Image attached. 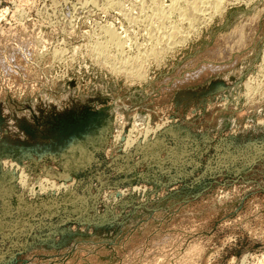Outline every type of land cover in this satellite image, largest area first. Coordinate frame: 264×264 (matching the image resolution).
I'll use <instances>...</instances> for the list:
<instances>
[{
  "label": "rangeland",
  "instance_id": "1",
  "mask_svg": "<svg viewBox=\"0 0 264 264\" xmlns=\"http://www.w3.org/2000/svg\"><path fill=\"white\" fill-rule=\"evenodd\" d=\"M172 1L0 0V264H264V0Z\"/></svg>",
  "mask_w": 264,
  "mask_h": 264
},
{
  "label": "bare ground",
  "instance_id": "2",
  "mask_svg": "<svg viewBox=\"0 0 264 264\" xmlns=\"http://www.w3.org/2000/svg\"><path fill=\"white\" fill-rule=\"evenodd\" d=\"M91 1H92V0H91ZM112 1H113V0H112ZM115 1H116V0H115ZM151 1H152V0H151ZM157 1H158V0H157ZM167 1H168V0H167ZM171 1H172V0H171ZM173 1H175V0H173ZM173 1H172V3H173ZM178 1H179V0H178ZM200 1H201V3H204V2H202V1H204V0H200ZM205 1H206V3H207V0H205ZM208 1H209V0H208ZM184 2H185V1H184ZM187 2L189 3V5H190L191 8H190L189 11L186 10L187 12H185V10H184V12H185L186 14L189 13V12H191V13H192V12H195L193 9H195V8L197 7V6H196V5H197V4H196L197 0H188ZM220 2H221V0H215V1L213 2L214 4L211 3V1L209 2L210 4H213V5H212L213 7H211V6H210V7H211V9H213L212 12L214 11L215 14H216V11H218V10L221 9L220 7H223V6L221 5ZM151 3H152V2H151ZM169 3H170V2H169ZM169 3H168V5H169ZM172 3H170V4H172ZM188 3L185 2V4H187V5H188ZM206 3H204V5H205ZM173 4H174V3H173ZM199 4H200V2H199ZM210 4H209V5H210ZM82 5H83V4H82ZM162 5H163V4H162ZM162 5H161V6H162ZM168 5H167V6H168ZM187 5H185V6H187ZM209 5H206V6H205L206 9L209 7ZM161 6H160V7H161ZM176 6H177V3H176ZM201 6L203 7L202 4H201ZM219 6H220V7H219ZM169 7H170V6H169ZM165 8H168V7H165ZM174 8H175V7H174ZM187 8H188V7H186V9H187ZM159 9H160V8H159ZM159 9H157V11H158ZM162 9H163V8L161 7V11H163V13H164L165 10H164V9L162 10ZM170 9H171V8H170ZM170 9H168V10L170 11ZM178 9H179V8H178ZM182 9H185L184 6L181 8V11H182ZM198 9H200V7H198ZM198 9H197V10H198ZM202 9H203V8H201L200 10H202ZM206 9H205V10H206ZM195 10H196V9H195ZM197 10H196V11H197ZM223 10H224V9H223ZM166 11H167V9H166ZM172 12H173V10H172ZM172 12H171V13H172ZM182 12H183V11H182ZM199 12H200V11H199ZM202 12H204V11H202ZM218 12H220V11H218ZM161 13H162V12H161ZM166 13H168V12H166ZM166 13H165V15H166ZM204 13H205V12H204ZM214 13H213V14H214ZM178 14H179V13H178ZM213 14H211V16H212ZM158 15H159V14H158ZM191 15H192V14H190V16H191ZM196 15H197V14H196ZM160 16H161V15H160ZM178 16H179V15H178ZM158 17H159V16H158ZM253 17H254V16H253ZM178 18H179V17H178ZM178 18H177V20H178ZM180 19H181V17H180ZM184 19H185V18H184ZM188 19H191V17L188 18ZM157 20H158V19H157ZM182 21H183V19H182ZM188 21H189V20H188ZM192 21H193V20L191 19V21H189V22H192ZM159 22H160V21H158V23H159ZM176 22H177V21H176ZM170 23H171V22H170ZM178 23H179V22H178ZM180 23H181V21H180ZM160 24H161V23H159V25H160ZM189 24H190V23H189ZM191 24H192V23H191ZM156 25H157V24H156ZM190 26H191V25H190ZM251 26H252V25H251ZM158 27H159V26H158ZM160 27H161V26H160ZM162 27H163V24H162ZM170 27H171V26H170ZM241 27H243V26H241ZM171 28H172V27H171ZM188 28H190V27H188ZM239 29H240V27H239ZM242 29H243V28H242ZM242 29H240V30H242ZM164 30H166V29H164ZM168 30H171V32H172V29H168ZM191 30H192V29H191ZM105 31H107V32H105V33H107V35H108V37H109V41H110V42L112 41L114 44H116V45H117L116 47L119 46L118 49L120 50V46H121V45L123 46V44H122V42L120 41V36H119V34H117L113 29H110V28H108L107 30L105 29ZM157 31H158V30H157ZM157 31H156V33H157ZM182 31H183V30H182ZM158 32H159V31H158ZM165 32H166V34L168 33L167 31H165ZM165 32L163 31V33H165ZM171 32H170V34H171ZM176 32H177V31H176ZM184 32H185V31H184ZM231 32L233 33V32H235V30H234V31H231ZM231 32H230V33H231ZM240 32H241V31H237V33H239V35H242V34H240ZM148 33H150V32H148ZM160 33H161V35H162L161 30H160ZM160 33H159V34H160ZM188 33H189V32H188ZM235 33H236V32H235ZM244 33H245V32H244ZM123 34H124V33H123ZM157 34H158V33H157ZM159 34H158V37H159ZM166 34H164V36H163L164 38H165V35H166ZM183 34H184V33H183ZM228 34H229V33H228ZM124 35H125V34H124ZM152 35H153V34H152ZM154 35H155V34H154ZM168 35H169V34H168ZM168 35H167V36H168ZM184 35H185V34H184ZM230 35H231V34H229V35L226 36V37H228V38H233V40H234L235 35L233 34L234 37H233V36L231 37ZM155 36H156V35H155ZM167 36H166V37H167ZM185 36H186V35H185ZM242 36H243V35H242ZM132 37H133V36H132ZM134 37H135V35H134ZM158 37H157V38H158ZM161 37H162V36H161ZM161 37H160V38H161ZM169 37H170V36H169ZM171 37H172V36H171ZM176 37H177V36H176ZM176 37H175V38H176ZM226 37H225V38H226ZM243 37H244V36H243ZM228 38H226V39H228ZM240 38H242V37L240 36L239 39H238V35H237V39H238V40L235 38L236 41H234V42L237 43V41L240 40L241 43H242L243 40H241ZM244 38H245V37H244ZM107 39H108V38H107ZM128 39H129V38H128ZM128 39H127V40H128ZM150 39H152V38H150ZM154 39H155V38H154ZM165 39H166V38H165ZM172 39H174V38H172ZM172 39H171V40H172ZM245 39H247V38H245ZM121 40H122V39H121ZM124 40H125V39L123 38V41H124ZM163 40H164V39H161V40L159 41V38H158V40H156V41H157V43H156V44H157V47L162 46V45L158 46V44H160L159 42H161V41H163ZM166 40H167V39H166ZM171 40H170V38H169L167 42H170ZM223 40H224V39H223ZM229 40H231V39H229ZM229 40H228L229 44H230L231 42H233V40H232L231 42H230ZM105 41H106V40H105ZM133 41H134V40H133ZM133 41H132V42H133ZM164 41H165V40H164ZM172 41H173V40H172ZM172 41H171L170 43H168V44L171 45V44H173V42L175 43L176 40L173 41V42H172ZM177 41H178V40H177ZM150 42H151V40H150ZM152 42L155 44V41H154V40H152ZM167 42H166V43H167ZM178 42H179V41H178ZM178 42H176V44H177ZM224 42H225V41H224ZM224 42H223V43H224ZM245 42H246V41H245ZM166 43H165V44H166ZM226 43H227V42H226ZM97 44H98V43H97ZM101 44H102V43H101ZM105 44H106V43H105ZM110 44H111V43H110ZM150 44H151V43H150ZM161 44H162V43H161ZM168 44H167V45H168ZM229 44H226V45H229ZM238 44H240V43L238 42V43H237V46H234V47H238V46H239ZM95 45H96V44H95ZM241 45H242V44H241ZM244 45H245V44H244ZM113 46H115V45H113ZM122 46H121V49H122ZM126 46H127V45H126ZM128 46H129V44H128ZM150 46H151V45H150ZM150 46H149V48H150ZM154 46H155V45H152V49L157 48L156 46H155V47H154ZM173 46H174V45H173ZM232 46H233V44H232ZM242 46H243V45H242ZM96 47L98 48V47H100V46H99V45H96ZM102 47L105 48L104 45H102ZM135 47H136V46H135ZM143 47H144V46H143ZM165 47H166V46L162 47V49L165 48ZM169 47H170V46H169ZM169 47H168V48H169ZM239 47L241 48V46H239ZM220 48H221V47H220ZM95 49H96V48H94V50H95ZM150 49H151V48H150ZM150 49H148V51H149ZM152 49H151L149 52H151ZM165 49H166V48H165ZM170 49H171V48H170ZM238 49H239V48H238ZM63 50H64V49H63ZM101 50H102V48L100 47V49H99L98 51H100L99 53H101V55H102L104 52H101ZM104 50H105V49H104ZM104 50H103V51H104ZM122 50H123V49H122ZM122 50H121V51H122ZM144 50H145V49H144ZM163 50H164V49H163ZM167 50H168V49H167ZM95 51H96V50H95ZM148 51H147V53H148ZM59 52H60V51H59ZM135 52H136V51H135ZM137 52H138V51H137ZM153 52H154V54L157 56L159 53L164 52V51H162V50H161V51H160V50H159V51L154 50ZM262 52H263V56L261 57V58H262L261 60L264 62V49H263ZM96 53H98V52L96 51ZM147 53H146V56H147ZM151 53H152V52H151ZM118 54H120V53H118ZM121 54H122V53H121ZM121 54H120V55H121ZM141 54H143V52H142ZM141 54H140V55H141ZM149 54H150V53H149ZM97 55H98V54H97ZM106 55H107V54H106ZM114 55H115V54H114ZM135 55H136V54H135ZM135 55H134V56H135ZM138 55H139V54H138ZM159 55H160V54H159ZM159 55H158V56H159ZM261 55H262V54H261ZM99 56H100V55H99ZM99 56H98V57H99ZM103 56H104V55H103ZM94 57H95V55H94ZM104 57H105V56H104ZM109 57H110V56H109ZM111 57H112V56H111ZM128 57H129V56H128ZM135 57H136V56H135ZM139 57H141V56H139ZM153 57H154V56H153ZM51 58H52V57H51ZM100 58H102V56H100ZM118 58H119V57H118ZM123 58H124V57H122L121 60H122L124 63L128 61V64H129V65H130L132 62H135V61H136V59H134L133 56H132V58H128V59H127V57H126V55H125V58H126V59H125V58L123 59ZM137 58H138V57H137ZM159 58H160V56H159ZM95 59H96V58H95ZM105 59H106V57H105ZM119 59H120V58H119ZM119 59H118V60H119ZM130 59H132V62H131V63H129V60H130ZM147 59H148V57H147ZM114 60H115V59H114ZM137 60H138V59H137ZM102 61H103V59H102ZM112 61H113V60H112ZM139 61H140V58H139ZM139 61H138V62H139ZM142 61H143V60H142ZM142 61H141V62H142ZM110 62H111V60H110L109 62H107V63H110ZM141 62H139V63H141ZM96 63H97V62H96ZM103 63H104V62H103ZM103 63H101V64H103ZM105 63H106V61H105ZM113 63H114V61H113ZM113 63H112V65L109 64V66H111V67L114 66ZM115 63H116V64L118 63V65H119V61H118V62H115ZM115 63H114V64H115ZM139 63H137V66H138ZM135 64H136V63H135ZM135 64L132 63L131 65H134V66H135ZM144 64H145V63H144ZM129 65H128V66H129ZM260 65H262V64H260ZM103 66H104V65H103ZM139 66H140V64H139ZM139 66H138V69L140 68ZM115 67H116V66H115ZM121 67H122V66H121ZM113 68H114V67H113ZM113 68H112V69H113ZM118 68H119V66L115 68V69H117V72H118V70H119V72H121L122 70L120 71V69H122V68H120V69H118ZM129 68H131V66H130ZM132 68H133V67H132ZM132 68H131V69H132ZM209 68H210V67H209ZM133 69H134V70H131L132 72L135 71L136 67H134ZM262 69H263V68H262ZM139 70H140V69H139ZM139 70H138V71H139ZM215 70H216V69H215ZM263 70H264V69H263ZM125 71H126V70H125ZM125 71H124V72H125ZM138 71H137V69H136V72H135V73H132V74L134 75V77H136V76H137V77H138V76L141 77V76L143 75L142 73H144V72H143L144 70H143V71L141 70V74L138 73ZM111 72H112V71H111ZM126 72H127V71H126ZM126 72H125V73H126ZM261 72H262V70H261ZM128 73L131 74L130 69H129ZM196 73H197V72H196ZM263 73H264V72H263ZM129 74H127V75H129ZM144 74H145V73H144ZM133 75H132V76H133ZM135 75H136V76H135ZM262 75H264V74H262ZM130 76H131V75H130ZM143 76H144V75H143ZM143 76H142V77H143ZM137 77H136V78H137ZM140 77H138V79H139ZM263 78H264V76H263ZM254 80H255V79H254ZM262 81H263V79H262ZM256 84H258V83H256ZM246 86L248 87V89H250L249 91H252L251 89H254L253 87L250 88V87H251L250 83H247ZM263 86H264V82H263ZM254 87H255V86H254ZM257 88H258V87H257ZM257 88L255 87V90H256ZM263 88H264V87H263ZM253 91H254V90H253ZM256 91H258V90H256ZM260 92H261V90H260ZM258 93H259V92H258ZM263 93H264V92H263ZM251 97H252V96H251ZM129 139H130V138H129Z\"/></svg>",
  "mask_w": 264,
  "mask_h": 264
}]
</instances>
